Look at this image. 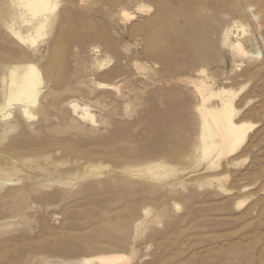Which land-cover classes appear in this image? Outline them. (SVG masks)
<instances>
[{"label":"rangeland","instance_id":"obj_1","mask_svg":"<svg viewBox=\"0 0 264 264\" xmlns=\"http://www.w3.org/2000/svg\"><path fill=\"white\" fill-rule=\"evenodd\" d=\"M50 3L0 0V264H264V0Z\"/></svg>","mask_w":264,"mask_h":264},{"label":"bare ground","instance_id":"obj_2","mask_svg":"<svg viewBox=\"0 0 264 264\" xmlns=\"http://www.w3.org/2000/svg\"><path fill=\"white\" fill-rule=\"evenodd\" d=\"M17 1V0H16ZM55 5V4H54ZM21 6L27 10V12H29V14H31V16L35 17V16H38V15H41V16H44V13H47V12H51L54 10V8L56 7L53 6L51 3H50V0H21ZM22 8V9H23ZM21 11V10H20ZM24 12H26L24 10ZM39 17V16H38ZM40 18V17H39ZM47 18V17H46ZM46 18H43V20H41L39 23L37 22V29H41L43 28L44 26V21L46 20ZM48 19V18H47ZM36 22V20H35ZM240 29L242 30V34H244V30L242 29V27H240ZM240 29H237V32L240 30ZM236 32V31H235ZM241 32V31H240ZM17 34V33H15ZM240 35V34H239ZM18 36V35H17ZM234 36V35H233ZM238 37V36H237ZM21 39V37H19ZM235 43L233 44V47L237 50L238 53H240L241 55L243 56H247V57H251L250 56V53L248 51H246L241 42L239 41L238 38H236V40L234 41ZM27 66L25 65H22L20 64V66H14L10 69H8L9 71V75L11 77V82L9 84V87H8V101H7V105H12L14 103L18 104L21 106V109H23V113L25 115V113H29L26 111V107L30 104H35L36 103V99H37V96L39 94V86L40 84V81L38 80V77H39V72L37 71L36 68H34L33 66H28V64H26ZM200 70V69H199ZM198 70V71H199ZM204 70H200V74H204ZM205 75V74H204ZM200 82V81H199ZM42 86V85H41ZM207 85L204 84L201 80L199 86L197 87V93L199 94L200 98H201V103H205V101L208 99V97H211V96H214V93L212 91H209L208 93H205L207 92ZM7 95V94H6ZM222 97V96H221ZM221 104H220V107L216 110H208L205 106L201 107L202 108V112H203V115L204 118L207 117L208 120L212 123L213 122H222L224 120V118H228V127L233 130L236 129H240L241 130V125H235L234 123H232V116H233V110H232V105H231V101L228 102L226 100H220ZM6 103V102H5ZM7 105H5V107H7ZM73 108H77L76 105H73L72 106ZM81 107H79L78 109H80ZM85 111V110H84ZM75 112V111H74ZM199 112V111H198ZM87 113V112H86ZM84 114V113H83ZM28 116V115H27ZM226 118V119H227ZM203 119V118H202ZM211 119V120H210ZM207 120V121H208ZM205 123V122H204ZM207 124L209 122H206ZM218 124L220 123H217V126ZM239 124V123H238ZM210 125V124H209ZM213 125V124H212ZM211 125V126H212ZM222 125V123H221ZM225 125L226 122H225ZM215 126V125H214ZM213 126V127H214ZM224 127V125H222ZM222 126L221 128L219 127L218 129H222ZM207 127V125H206ZM210 128V127H209ZM228 128V129H229ZM208 129V128H207ZM224 129H227V128H224ZM223 129V130H224ZM246 129V128H245ZM250 129V127H249ZM211 130V129H210ZM212 130H214L212 128ZM247 130V129H246ZM209 131V129H208ZM217 131V130H216ZM225 131V130H224ZM210 132V131H209ZM223 132V131H222ZM226 132V131H225ZM229 132V131H228ZM227 132V133H228ZM237 132V131H236ZM241 132V131H239ZM245 132V131H244ZM217 133V132H215ZM215 133L213 136H215ZM233 133V132H232ZM220 134V133H218ZM217 134V136H218ZM225 134V133H224ZM230 133H228L229 135ZM241 134V133H240ZM245 135V134H244ZM216 136V137H217ZM227 136V134H226ZM236 136V135H235ZM234 136V137H235ZM225 137V135H224ZM228 137V136H227ZM230 137V136H229ZM232 137H233V134H232ZM220 138V137H218ZM223 138V136H222ZM221 138V139H222ZM231 138V137H230ZM236 138V137H235ZM225 139V138H224ZM243 139V138H242ZM216 140V138H215ZM220 140V139H219ZM233 140V139H232ZM226 141V140H225ZM224 141V142H225ZM230 141V140H229ZM228 142V141H227ZM228 144V143H227ZM234 144V143H233ZM232 144V145H233ZM237 144V143H236ZM231 145V146H232ZM233 149V148H232ZM228 150V148H227ZM226 150V151H227ZM225 151V150H224ZM223 151V152H224ZM225 151V152H226ZM231 151V150H229ZM228 152V151H227ZM226 152V153H227ZM225 153V154H226ZM229 154V152H228ZM105 259V258H104ZM100 260H103L102 258ZM112 260V259H111ZM114 261V260H113ZM110 263V262H108ZM111 264H112V261H111Z\"/></svg>","mask_w":264,"mask_h":264}]
</instances>
